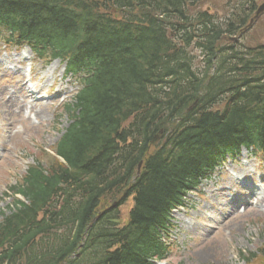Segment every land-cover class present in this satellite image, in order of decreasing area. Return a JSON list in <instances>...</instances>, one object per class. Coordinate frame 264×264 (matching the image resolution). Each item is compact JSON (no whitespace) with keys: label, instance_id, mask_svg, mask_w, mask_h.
<instances>
[{"label":"trees","instance_id":"obj_1","mask_svg":"<svg viewBox=\"0 0 264 264\" xmlns=\"http://www.w3.org/2000/svg\"><path fill=\"white\" fill-rule=\"evenodd\" d=\"M202 1L0 0V41L61 58L81 85L62 161H35L3 215L0 264H153L186 192L242 146L264 155V44L226 41L257 2L220 21ZM106 197H132L122 227L98 212Z\"/></svg>","mask_w":264,"mask_h":264},{"label":"rangeland","instance_id":"obj_2","mask_svg":"<svg viewBox=\"0 0 264 264\" xmlns=\"http://www.w3.org/2000/svg\"><path fill=\"white\" fill-rule=\"evenodd\" d=\"M262 1L256 0L257 5ZM234 2L203 0L195 9L207 11L222 21ZM226 41L232 40L226 38ZM239 43L244 46L264 44V12L244 32ZM192 51L195 56L199 55V51ZM20 52L24 53L25 61L11 65L7 60L0 67V213H8L15 208L13 202L10 209L7 207L13 198L11 188L21 182L27 167L34 165V159L40 160L45 167L53 160L50 150H54L57 139L68 124L64 107L70 103L77 89L75 79L65 77L59 62L58 65L43 62L25 47L0 43V59L6 60L11 54ZM30 63L35 75V90H39L33 98L45 96L38 100L39 107H35V110L40 108L44 111L39 117L29 109L32 100L23 99L16 91L18 85L10 84L18 75L22 77ZM18 66H21L19 71ZM50 66H53V71L44 75ZM10 96L23 108L22 112L17 111L16 104L6 102ZM232 166L236 168L231 170ZM241 168H245L243 176L247 183L254 185L252 190L258 187L252 195L248 194L251 190L244 189L238 181L230 178ZM221 199L226 203L220 204ZM256 200L262 201L263 206H256ZM109 204L110 198L106 197L98 212ZM185 204L182 210L172 212L175 226L171 233L172 247L167 258L157 264H243L238 256L240 252L256 254L251 264H264V253L258 252L264 244L263 156L242 150L236 160L226 161L201 183L196 192L187 195ZM131 206L132 201L128 200L118 208L122 222L127 219ZM218 247L221 251H217ZM221 252L224 256L219 255Z\"/></svg>","mask_w":264,"mask_h":264},{"label":"bare ground","instance_id":"obj_3","mask_svg":"<svg viewBox=\"0 0 264 264\" xmlns=\"http://www.w3.org/2000/svg\"><path fill=\"white\" fill-rule=\"evenodd\" d=\"M23 54L24 53H18V54H11L10 56H9V58H6V60H3V59H0V67L3 65V64H5V61H9V64H18L20 61H23L24 60V58H22V56H23ZM24 57V56H23ZM55 65H57V62H55ZM6 66H4V68H5ZM7 68H5L4 70H6ZM20 70V68H19V66L17 67V71H19ZM31 71H32V68L30 69ZM51 71H53V67L51 66L47 71H45L44 72V75H46L47 74V72H51ZM35 78V75L33 74V77L30 79V80H28V81H31L32 82V80ZM10 84H11V86H14V85H18V87H17V89H16V91L21 95V97L23 98V99H31L32 100V103L30 104V107H29V109L30 110H32V111H34V113H35V116L36 117H39V116H41V115H43L44 114V111L43 110H41L40 108L39 109H37V110H35V107H39V101L38 100H40V99H42L43 97H45V96H42V97H37V98H33L32 97V95L34 94V92L37 94L38 92H39V90L37 89V90H34V91H32V90H29L28 88H27V86H26V82L24 81V78H23V76L21 77V76H17L16 77V79H13L12 81H10ZM5 90V89H4ZM6 102L7 103H9V104H16V108H17V111L20 113V112H22L23 111V108L18 104V102L15 100V99H13L12 98V96H10V97H8L7 98V100H6ZM17 102V103H16ZM234 169V167L232 166L231 167V170H233ZM238 171H236V174L239 176V175H243L244 173H245V168H243V169H237ZM238 176H236V178L235 179H238ZM262 201H259V200H256V206L257 205H259L260 207H261V205L263 206V203H261ZM220 204H223V203H226L223 199H221L220 200V202H219ZM188 224H189V222H188ZM217 251H221L220 250V248L218 247V249H217ZM219 255H222V252L219 254ZM222 256H224V255H222ZM221 256V257H222Z\"/></svg>","mask_w":264,"mask_h":264},{"label":"water","instance_id":"obj_4","mask_svg":"<svg viewBox=\"0 0 264 264\" xmlns=\"http://www.w3.org/2000/svg\"><path fill=\"white\" fill-rule=\"evenodd\" d=\"M262 11H264V1L257 7V10L254 13V17L249 21V25L253 22V19L257 18Z\"/></svg>","mask_w":264,"mask_h":264}]
</instances>
